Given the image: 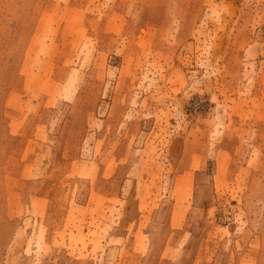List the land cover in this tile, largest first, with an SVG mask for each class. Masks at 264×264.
<instances>
[{
    "label": "rangeland",
    "instance_id": "374dc122",
    "mask_svg": "<svg viewBox=\"0 0 264 264\" xmlns=\"http://www.w3.org/2000/svg\"><path fill=\"white\" fill-rule=\"evenodd\" d=\"M0 264H264V0H0Z\"/></svg>",
    "mask_w": 264,
    "mask_h": 264
}]
</instances>
